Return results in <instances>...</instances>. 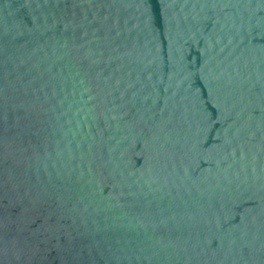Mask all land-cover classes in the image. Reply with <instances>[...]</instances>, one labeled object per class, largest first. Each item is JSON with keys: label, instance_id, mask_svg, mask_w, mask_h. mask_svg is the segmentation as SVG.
<instances>
[{"label": "water", "instance_id": "obj_1", "mask_svg": "<svg viewBox=\"0 0 264 264\" xmlns=\"http://www.w3.org/2000/svg\"><path fill=\"white\" fill-rule=\"evenodd\" d=\"M0 264H264V0H0Z\"/></svg>", "mask_w": 264, "mask_h": 264}]
</instances>
